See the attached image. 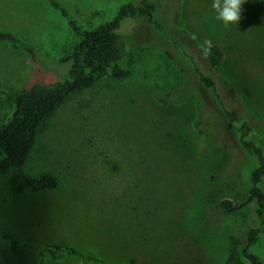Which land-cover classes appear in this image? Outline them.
I'll use <instances>...</instances> for the list:
<instances>
[{
	"label": "rangeland",
	"instance_id": "1",
	"mask_svg": "<svg viewBox=\"0 0 264 264\" xmlns=\"http://www.w3.org/2000/svg\"><path fill=\"white\" fill-rule=\"evenodd\" d=\"M59 1L80 26L93 29L122 5L142 0ZM262 2L245 0L240 21L227 27L216 19L213 0H155L151 17L158 27L145 17L123 19L121 31L134 36L123 60L132 74L102 78L74 94L39 130L25 172H52L59 186L0 195V264L15 257L5 235L22 245L24 264L42 260L25 242L73 243L119 264H228L230 235L259 226L256 204L225 217L218 229L202 220L211 205L250 195L258 162L239 142L244 122L246 139L264 154ZM0 29L16 32L37 52L34 60L0 43V90L13 94L65 76L69 64L61 59L78 37L47 0H0ZM205 40L222 52L218 68L203 56ZM173 61L211 77L214 90L193 75L181 101L158 102V91L187 81ZM224 109L234 119L231 130ZM11 111L0 94V124ZM198 120L203 124L196 127ZM8 177L0 174V189ZM260 182L264 190V175ZM252 247L264 261V232ZM46 262L87 264L74 258Z\"/></svg>",
	"mask_w": 264,
	"mask_h": 264
},
{
	"label": "trees",
	"instance_id": "2",
	"mask_svg": "<svg viewBox=\"0 0 264 264\" xmlns=\"http://www.w3.org/2000/svg\"><path fill=\"white\" fill-rule=\"evenodd\" d=\"M154 1L142 0L138 4L126 3L121 6L110 21L96 28L86 29L72 18L69 9L61 1L47 0L50 8L65 19L78 40L69 50V53L61 59V63L69 64L62 79L50 82L35 81L20 92L13 94L0 90V94L4 95L12 106L10 118L0 124V174L9 173L5 187L0 189V195L5 190L17 192L24 189L37 193L51 191L59 186L57 176L52 172L39 174L25 172L24 167L36 143L39 130L67 99L89 88L98 80L105 77L115 80L130 77L132 69L130 66H125L123 60L129 53L127 51H129L130 42L134 36L123 33L120 29L121 23L126 17L139 16L145 17L149 23L158 27V21L151 17ZM258 11L264 15V0ZM0 43L27 52L34 60L37 58L36 47L12 30L0 29ZM195 43L199 46L197 41ZM164 52L173 60L174 56L170 50L164 49ZM221 57L222 52L217 47H212L211 54L207 59L212 66L218 68ZM173 62L175 63V61ZM175 65L181 72L187 74L185 87L167 92L156 90L158 92L155 94V98L161 104L182 99L189 77L193 75L203 85L214 90L213 79L205 76L198 68H190L177 62ZM201 102L200 99L198 106ZM223 113L225 117H228L227 128L231 130L234 127V119L229 111L224 109ZM198 124L202 125L203 123L198 120L196 127L199 126ZM240 129L242 131L239 137L241 146L254 155L258 162L257 167L251 173L252 189L250 195L238 203L224 200L211 205L209 212L202 221L207 228L218 229L225 217L238 214L254 202L260 220L259 226L249 228L242 236L230 235L228 264H264L260 256L252 250V246L258 240L260 233L264 232V190L260 185L264 175V154L260 146L246 139L250 131L247 123L244 122ZM202 132L199 129V133ZM4 238L9 240L10 248L15 255L13 258L5 259L4 262L6 264H24L21 254L23 252L22 245L20 246L11 235H5ZM33 245L40 251L42 257L40 264H47L46 257L56 261L74 258L87 264H119L82 249L73 243L38 242L33 244V242H25L27 248H32ZM136 262L135 259H131L126 264H135Z\"/></svg>",
	"mask_w": 264,
	"mask_h": 264
},
{
	"label": "clouds",
	"instance_id": "3",
	"mask_svg": "<svg viewBox=\"0 0 264 264\" xmlns=\"http://www.w3.org/2000/svg\"><path fill=\"white\" fill-rule=\"evenodd\" d=\"M245 0H213L212 8L217 12L216 19L224 23L225 27L237 24L241 19V5ZM212 41L205 40L202 46L204 58L211 54Z\"/></svg>",
	"mask_w": 264,
	"mask_h": 264
}]
</instances>
